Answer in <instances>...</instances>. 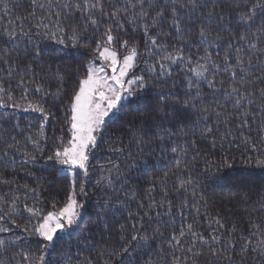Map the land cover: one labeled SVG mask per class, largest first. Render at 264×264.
<instances>
[{
  "label": "snow or ice",
  "instance_id": "obj_1",
  "mask_svg": "<svg viewBox=\"0 0 264 264\" xmlns=\"http://www.w3.org/2000/svg\"><path fill=\"white\" fill-rule=\"evenodd\" d=\"M19 7H25L20 0H0V21H6L0 60L9 65V82L0 80V108L21 107L10 82L19 75L20 100L42 94L22 109L38 113L40 122L38 135L23 140L18 123L0 128L7 133L0 134V165H14L20 148L31 144L25 163L50 162L46 183L57 193L48 210L40 199L44 184L21 186L0 175V184L25 190L23 202L0 197V234H15L0 235V264H97L91 256L74 257L73 232L79 230L77 243L85 245L97 229L111 237L109 221L121 209L127 216L125 223L117 220L118 239L97 253L107 257L103 264H264V194L249 209L245 182L229 174L237 152L246 167L264 171V0H26L18 15ZM21 37L32 45L23 74L8 59ZM41 41L59 46L48 53L59 57L57 66L38 63L46 54ZM80 49L90 56L77 60L72 52ZM65 56L75 64H64ZM47 97L68 101L67 129L59 136L45 132L56 117L45 107ZM125 102L142 110L119 135L106 136L108 120L127 111ZM7 119L8 113L0 115ZM110 140L106 164H95ZM217 150L218 159H211ZM94 169L92 194L99 199L84 220L88 201L81 198L89 197ZM209 181L239 197L249 211L246 228L235 222L228 228L219 212L208 219L211 231L200 226L209 217ZM25 212L27 220L18 223Z\"/></svg>",
  "mask_w": 264,
  "mask_h": 264
},
{
  "label": "trees",
  "instance_id": "obj_2",
  "mask_svg": "<svg viewBox=\"0 0 264 264\" xmlns=\"http://www.w3.org/2000/svg\"><path fill=\"white\" fill-rule=\"evenodd\" d=\"M21 3L25 4L26 7V0H20ZM11 7V4H10ZM25 7H19L15 8L14 11L16 14H24ZM6 23V21H0V31L3 29V25ZM18 48L15 51L11 52V56L8 57L10 64H18L20 65V68L16 69V71L22 73L23 65L26 62H30V57L26 55L27 50L31 49L32 45L28 43V40L26 37H21L18 41ZM41 46L45 48V55L41 60L38 61V63L43 67L45 63H51L53 67L56 65V60L59 59V57H53L50 56L48 53L52 50L56 49L57 45L52 44L48 41H41ZM92 47L95 45L92 44ZM5 47L4 45V39L0 38V48ZM7 47L9 49L12 48V42L9 41ZM72 54L76 57V59H81L84 56H90V50L80 49L79 51L73 50ZM221 55L223 53L221 52ZM64 64H75L74 60H71L68 56L64 57ZM76 67H79V65H76ZM9 65H5L2 60H0V80H3L5 84L9 82V77L7 75ZM37 73H39L40 69H36ZM83 69L81 68V72ZM76 75L75 68H73V77H70L65 83L67 85V91L70 92L71 89L74 87L75 80L74 77ZM19 79V75H15L11 78L10 82L13 85V88L15 91L13 92L14 97L16 98L17 102L20 103L21 107L19 109L16 108H0V115L3 113H8V119L6 121H0V128L4 129H12L14 124H19V129H16L17 138L20 140H23L25 135L32 134V135H38L37 129L40 122V116L38 113L35 112H25L22 109L26 108L28 106V103L31 102L33 104L40 102L42 99V94L38 93H31L29 94L28 100H20L21 96V90L19 88H16V83ZM37 79L39 80V76H37ZM45 81H48V77H44ZM45 88L51 91H55L56 84L53 83H45ZM45 107L50 108L53 112L56 113V117L51 118L49 120L48 125L45 128V132L49 137L52 136H59L60 135V129L63 127L65 130L67 129V125L64 123L63 117H64V108L67 105L68 101L64 99L62 102L57 101L53 103L52 97L46 98ZM127 111H124L123 114L120 116V118L113 117L108 120V133L107 135H119L122 131H124L128 127V122L131 120L135 113L142 110L141 105H137L135 103L131 105H127V102H125ZM0 134H7V133H0ZM126 142V141H125ZM115 143V141H108L105 144H103L102 149L100 151H97L96 157L94 160L95 164H106L107 158L110 155L109 152H107V148L110 144ZM0 147H3L2 144H0ZM24 151H32L31 144H25V146L20 148V153L16 155V160L14 165H0V175H2L4 178L12 179L15 177L19 184L22 186L24 184H28L31 187H35L37 183H41L45 185V191H43L40 195V199L45 201V207L48 210H51L50 205L47 204V201L53 196L56 195L57 189L55 187H50L46 181H49L52 179L48 169V166L50 162H45L44 159H40L37 162H28L25 163V157L22 155ZM47 151V149H46ZM220 155L219 150H217L216 155L210 157L211 159H218ZM160 156V153H156V157L158 158ZM235 156L237 157L234 161H230V163H233V168L229 170V174H231L234 177H240L245 182V190L248 191L249 195L251 196L252 200L251 203L248 205V208H253L256 206V201L259 200L261 194H264V171L260 169H250L246 167L242 162L239 153H235ZM166 161H162L160 164L157 165V169L164 167ZM203 165H201L202 167ZM31 173V175H29ZM98 175V172L93 170L92 178L89 181V197L85 198L82 197L81 199L87 200V204L85 207V214H84V220L88 219L89 213L92 212V206L95 204L96 200L99 199V196L92 194V185L95 182V177ZM133 176H135V173H133ZM209 186L205 188L206 193V199L209 203V208L207 209L209 213V217H201L199 224L201 227L205 228L207 231H211V228H208V219L212 214H215L217 212L220 213L221 218L226 222V226L228 228H231L233 222L237 223L238 226L243 229L247 226V218L249 216V211L246 210L243 203L240 201L239 197L232 196L229 194L227 188H222L220 185V182H208ZM25 190L23 187H20L17 189L14 185H3L0 184V197H4L8 204L11 203L12 199L16 196H19L20 202H23L25 200ZM63 194L60 193V195L57 198H62ZM28 203L31 205L33 201L31 199L28 200ZM7 206V204L5 205ZM131 208L133 211H135V203H131ZM205 209L201 207V213H204ZM46 214V213H45ZM127 216V212L124 209H121L120 212L116 214L115 219H110V223L115 226V228L112 230V236H109L108 231H103L102 229H97L94 233L88 234L87 232H84L83 235H89V240L87 244H78L77 243V232L79 230H76L73 232L72 235V253L75 257V254L80 253V258L83 259V257L91 256L92 258H95L97 260V264H103L104 259H107V257H98L97 253L98 251L112 246V244L115 243L116 239H118L115 236V232L119 230V223H125V217ZM28 213H24L23 217H18V223H25L27 220ZM117 220L119 223H117ZM180 221L177 220V225H179ZM215 227V225H213ZM20 230L17 229L16 232H19ZM226 234V233H225ZM3 235L6 239L7 238H15V234L9 233V234H0ZM61 235H64L63 233ZM67 240V237L65 238ZM35 238H32L30 241L31 246L35 247V244L32 243ZM110 241V242H109ZM119 247V245H116ZM239 249H237V252ZM11 253H9L10 255ZM19 259V257H17ZM141 264H143V260L141 259Z\"/></svg>",
  "mask_w": 264,
  "mask_h": 264
},
{
  "label": "rangeland",
  "instance_id": "obj_3",
  "mask_svg": "<svg viewBox=\"0 0 264 264\" xmlns=\"http://www.w3.org/2000/svg\"><path fill=\"white\" fill-rule=\"evenodd\" d=\"M99 63V62H98Z\"/></svg>",
  "mask_w": 264,
  "mask_h": 264
}]
</instances>
